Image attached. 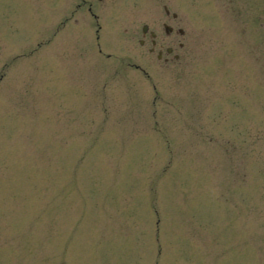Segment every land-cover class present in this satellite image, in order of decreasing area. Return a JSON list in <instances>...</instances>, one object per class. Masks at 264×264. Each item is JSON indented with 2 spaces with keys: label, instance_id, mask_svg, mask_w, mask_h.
Here are the masks:
<instances>
[{
  "label": "rangeland",
  "instance_id": "rangeland-1",
  "mask_svg": "<svg viewBox=\"0 0 264 264\" xmlns=\"http://www.w3.org/2000/svg\"><path fill=\"white\" fill-rule=\"evenodd\" d=\"M76 3L0 0V264H264V0Z\"/></svg>",
  "mask_w": 264,
  "mask_h": 264
},
{
  "label": "bare ground",
  "instance_id": "bare-ground-1",
  "mask_svg": "<svg viewBox=\"0 0 264 264\" xmlns=\"http://www.w3.org/2000/svg\"><path fill=\"white\" fill-rule=\"evenodd\" d=\"M117 10H124V7L122 6V7H118L117 9H116V11Z\"/></svg>",
  "mask_w": 264,
  "mask_h": 264
}]
</instances>
